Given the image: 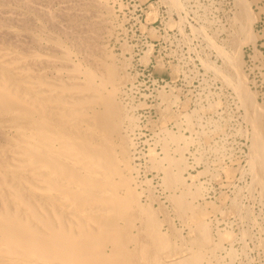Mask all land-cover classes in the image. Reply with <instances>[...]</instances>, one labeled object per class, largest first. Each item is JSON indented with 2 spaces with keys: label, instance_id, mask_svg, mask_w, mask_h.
I'll use <instances>...</instances> for the list:
<instances>
[{
  "label": "bare ground",
  "instance_id": "6f19581e",
  "mask_svg": "<svg viewBox=\"0 0 264 264\" xmlns=\"http://www.w3.org/2000/svg\"><path fill=\"white\" fill-rule=\"evenodd\" d=\"M65 1L0 0V264H235L223 246L230 233L214 235L204 219L187 223L198 214L189 200L199 190L185 177L192 165L168 141L191 138L162 129L163 157L148 155L187 236L142 203L131 157L136 120L122 89L129 77L101 43L112 10L105 0ZM165 1L181 11L178 0ZM234 4L229 46L207 40L222 66L205 65L242 110L248 188L264 200V109L242 70L259 18L251 1Z\"/></svg>",
  "mask_w": 264,
  "mask_h": 264
},
{
  "label": "rangeland",
  "instance_id": "374dc122",
  "mask_svg": "<svg viewBox=\"0 0 264 264\" xmlns=\"http://www.w3.org/2000/svg\"><path fill=\"white\" fill-rule=\"evenodd\" d=\"M178 1L181 11L172 9L165 0H105L112 17L104 28L111 35L105 34L101 43L126 66L123 73L129 77L122 89L136 120L131 157L140 172L139 190L144 188L141 201L157 210L172 229L187 236V228L166 198L171 190L161 186L162 174L148 161V155L153 151L156 157H163L162 129L191 138L186 145L181 140L168 141L171 154L180 147L185 161L192 165L185 177L193 175V182L187 183L191 191L199 190V196L197 193L193 200L188 199L199 211L187 223L204 219L214 235L217 231L230 233L232 243L223 246L236 253L235 264H264V200L257 189L248 188L251 180L246 173L249 129L233 91L205 65L222 66V59L207 40L229 46L227 30L235 11L234 0ZM249 1L259 18L254 25L258 36L255 48L242 47V70L264 109V0ZM101 15L104 18V12ZM174 192L180 195V190Z\"/></svg>",
  "mask_w": 264,
  "mask_h": 264
}]
</instances>
